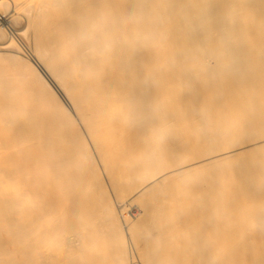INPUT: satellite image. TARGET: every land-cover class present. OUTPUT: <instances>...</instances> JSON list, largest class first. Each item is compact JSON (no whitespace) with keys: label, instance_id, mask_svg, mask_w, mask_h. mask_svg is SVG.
<instances>
[{"label":"bare ground","instance_id":"6f19581e","mask_svg":"<svg viewBox=\"0 0 264 264\" xmlns=\"http://www.w3.org/2000/svg\"><path fill=\"white\" fill-rule=\"evenodd\" d=\"M124 201L141 264H264V0H0V264H131Z\"/></svg>","mask_w":264,"mask_h":264},{"label":"rangeland","instance_id":"374dc122","mask_svg":"<svg viewBox=\"0 0 264 264\" xmlns=\"http://www.w3.org/2000/svg\"><path fill=\"white\" fill-rule=\"evenodd\" d=\"M12 8H9L7 11H6V14H7V16H6V18H9L10 16H11V14H10V12L12 13V10H11ZM10 15V16H9ZM9 16V17H8ZM23 22L24 21H22V20H17V23H18V29L20 30V31H23V29L25 28V23L23 24ZM17 28V27H16ZM12 31H13V29H12ZM22 44L25 46V48L27 47L23 42H22ZM29 47H27L26 49H28ZM29 50H31V49H28V51ZM27 51V50H26ZM87 139H88V137H86ZM91 145V144H90ZM64 148V147H63ZM62 148V149H63ZM57 149V148H56ZM55 149V150H56ZM65 150H67L68 152H67V154H71L70 155V159L67 157V159L65 158L66 156H64L63 154V152H61V156H62V158H64V159H59V158H61V156L59 157L58 155H56L57 157H58V159H57V164L58 165H60L61 166V168L60 169H64L63 168V166L65 167V163L63 164L62 163V160H63V162L64 161H66V163L68 164V166H66L65 168V171L63 170H59V172H58V176H61L62 175V173L64 172H67V173H69V175L67 176L68 177V179H69V181H68V179H67V177H66V173H65V175H62V176H64V179L66 178V180L70 183V185L72 184V186H73V189H74V187L76 186V184H73L75 181H74V179L76 178V182H80L79 180H82L83 182H86L87 181V179L85 178V177H87V175L85 174H83L84 172L86 173V170L84 169L83 170V164L81 163V161H78V159L77 158H75V155H73L74 153H73V150L71 149V148H69L68 147V149H66V147L64 148ZM63 149V150H64ZM91 149H92V151H93V153H94V156H95V158H96V163L98 164V168H99V170H98V173L100 174V176H101V179H102V181L104 182V184L106 185V187H107V189H108V191H109V194H110V196L112 197V199L116 202V199H115V194H114V191H113V184H111L112 182H110L109 181V179L106 177L107 175L105 174V172H104V169H103V167H102V165H101V163H100V161H99V157H98V155L96 154L97 152L95 151V149L93 148V146L91 145ZM59 150V152H60V148L58 149ZM70 150V151H69ZM52 152H53V148H52ZM57 153H58V151H56ZM71 152V153H70ZM54 153V158H55V151L53 152ZM65 155H66V151H65ZM72 155H73V158L75 159H72ZM56 157V158H57ZM69 159V160H68ZM55 160V159H54ZM59 160H61V162L59 161ZM54 162H56V161H54ZM80 163H81V165H80ZM56 164V163H55ZM54 164V165H55ZM66 164V165H67ZM53 165V166H54ZM63 165V166H62ZM55 167H56V165H55ZM54 167V168H55ZM59 167V166H58ZM54 170V169H53ZM55 170H58L57 168L55 169ZM62 173H61V172ZM84 171V172H83ZM60 173H61V175H60ZM55 175H57L56 174V171H55V173H54ZM82 174V175H81ZM54 175V176H55ZM75 177L76 175H78V178H77V176L74 178L73 176ZM84 175V176H83ZM61 176V177H62ZM84 177V178H83ZM55 178V180H57V178L56 177H53V179ZM59 178V177H58ZM80 178H82V179H80ZM63 179V177H62V179H58L57 180V182H58V184H56L57 186L60 184V187L62 186V183L65 181ZM59 180H60V182H59ZM61 181H63L62 183H61ZM66 181V182H67ZM71 181H74V182H71ZM81 181V182H82ZM65 182V185L67 186V183ZM75 182V183H76ZM82 182V183H83ZM68 183V184H69ZM64 184V183H63ZM80 184V183H79ZM85 184V183H84ZM84 184H82L81 185V187H80V185H77L76 186V189H74V191L72 190V192H71V190H70V188H71V186H67V188L69 187V189H67L68 191H70V192H68V193H74L76 190H80V189H82V187H84L85 185ZM64 185V187H66ZM63 187V186H62ZM60 189V188H59ZM62 190H63V188H61ZM66 189V188H65ZM64 191V190H63ZM66 191V190H65ZM64 191V192H65ZM77 193H79L78 191H76ZM75 192V193H76ZM83 192V191H82ZM128 205H127V204ZM118 204V203H117ZM119 209H118V213H119V216H120V219H121V221H122V223H123V227H124V231H125V233H126V235H127V237H128V240H129V244H128V253H129V256H130V262H131V264H141L140 263V260H139V258L137 257L138 256V254H137V249H136V246H135V243H132L133 241H131L130 240V238H129V234H128V228H127V225H126V223H125V221H128V219H130V218H136V217H139L140 216V214H141V209H140V203H133L132 205H129V202L128 201H124V202H120L119 203ZM118 207V206H117ZM123 207V208H122ZM120 208H122L121 209V212H120ZM127 210V211H126ZM99 214V213H98ZM11 213H9V217H11ZM96 219H97V222H98V224H99V226L100 225H102V223H101V221H100V219L98 218V216H97V214H96ZM7 223H9V225L7 224ZM5 225H6V229H4V230H1V231H3V232H1L2 234H0V237H1V239L3 240V241H5L6 243H5V245H6V250H7V252H8V254H9V256H10V254H12V255H14V256H16L17 257V250L14 248V246H12V243L10 242V239H9V228H13V230H16L17 228L13 225H11V222L10 221H8ZM205 224H201L200 225V228H202V226L203 227H205L204 226ZM12 226V227H11ZM196 226L197 225H194L193 227V229H195L196 228ZM214 226V225H213ZM188 227V226H187ZM187 227H184L183 228V230L186 228L187 229ZM191 227V226H190ZM206 227H208V229L209 230H211L212 229V227H211V225L209 224V226H208V224H207V226ZM223 227V226H222ZM225 228H224V230H222V231H217L216 230V232H217V236H216V234L214 235V233H212V235H214V236H216V238H212V236H210V231L208 230H205V231H207V232H205V231H203V232H205V233H207L208 234V236H210L211 238H212V240H214V242L215 241H217V240H220V241H222V237L220 236V233L222 232L223 233V238H224V234H225V232L227 231L226 229L228 228V227H226V226H224ZM145 228V231L144 230H142V231H144L143 233H144V236L146 237V238H149L148 237V235L146 234V232L149 234V232H150V230H149V232H148V230L147 229H151V226L149 225H146L145 227H143L142 229H144ZM147 228V229H146ZM189 228V227H188ZM197 228L198 229H195L194 231H196V230H198L196 233H195V235H191V233H188V232H192V227L190 228L191 230H189V229H187V231H186V236H185V234L184 235H182V237H184V238H189V239H183V240H186V241H188V240H195V241H197V239H199V235L197 236L198 238H194V236H196L197 234H203V232L202 231H199V225L197 226ZM211 228V229H210ZM215 228V227H214ZM214 228H213V230H214ZM218 228H220V227H217V229ZM155 229V231H153V226H152V229H151V231H152V233H154L155 232V234H154V236L156 235V241H158L159 240V237L160 236H158L157 234V231H159V229H157V228H154ZM216 229V228H215ZM223 229V228H222ZM221 230V229H220ZM185 231V230H184ZM5 232V233H4ZM201 232V233H200ZM215 232V231H214ZM215 232V233H216ZM185 233V232H184ZM205 233L203 234V238H202V234L200 235V237L203 239V241H205L206 239L207 240H209L210 238L207 236V237H204V235H205ZM6 234V235H5ZM206 234V235H207ZM153 235V234H152ZM151 235V233H150V236H152ZM192 237L191 239H190V236ZM205 235V236H206ZM229 239H230V236L228 235V233H226L225 234ZM157 236H158V238H157ZM220 236V237H219ZM153 237V236H152ZM152 237H151V240H152ZM181 237V238H182ZM8 238V239H7ZM200 238V240L202 241V239ZM205 238V239H204ZM209 238V239H208ZM225 239L224 238V240H226V241H228L229 239ZM155 239V238H154ZM153 239V241H155ZM178 239H179V237H178ZM177 240V239H176ZM175 240V241H176ZM182 240V239H181ZM200 240H198L199 242H200V245H201V241ZM223 240V241H224ZM178 241H180V239L179 240H177L176 242H178ZM197 241V242H198ZM225 241V242H226ZM131 242V243H130ZM218 242V241H217ZM203 243V242H202ZM10 244V245H9ZM133 244V245H132ZM199 244V243H198ZM173 248V247H172ZM132 255L134 256V258H132ZM15 257V258H16ZM201 257V256H200ZM13 258V257H12Z\"/></svg>","mask_w":264,"mask_h":264}]
</instances>
